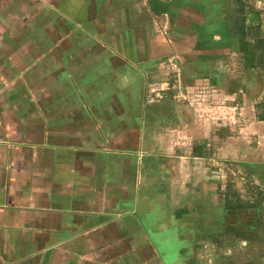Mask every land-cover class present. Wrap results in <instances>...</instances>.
<instances>
[{
    "label": "crops",
    "instance_id": "1",
    "mask_svg": "<svg viewBox=\"0 0 264 264\" xmlns=\"http://www.w3.org/2000/svg\"><path fill=\"white\" fill-rule=\"evenodd\" d=\"M239 5L264 34V0H0V264H209L227 165L264 183ZM203 86L239 106L195 112ZM231 129L234 157L212 156Z\"/></svg>",
    "mask_w": 264,
    "mask_h": 264
},
{
    "label": "rangeland",
    "instance_id": "2",
    "mask_svg": "<svg viewBox=\"0 0 264 264\" xmlns=\"http://www.w3.org/2000/svg\"><path fill=\"white\" fill-rule=\"evenodd\" d=\"M203 88L205 95H209V99L201 102L195 100L191 107L194 111L201 107L199 106L201 103L211 108L218 105L221 107L227 106L229 103H235L239 106V97H236L237 99L233 101L225 96L227 94H224L223 90L206 86H203ZM194 119L197 122L195 126L197 132L203 131V137L205 138V133H208V130L205 132V123L201 122V117H195ZM237 133V130L231 129L230 136L226 135L229 137H225L226 141L224 146L222 145L223 147L217 143V137L213 132L212 134L209 133L206 141L211 144L209 147L210 154L212 156L215 154L216 157H234V146L238 143L234 144V138L237 141ZM203 137L199 135L196 141L200 144ZM249 146L252 149L258 147L255 142L249 144ZM227 173H229L227 188L221 194L220 204L221 209L225 211L224 215L228 227L225 232V242L221 246H210L209 264H264V183L255 182L253 177L250 179L251 175L249 173L251 171L241 168L238 163L228 164ZM234 179L239 183L234 182ZM233 232L238 234H233Z\"/></svg>",
    "mask_w": 264,
    "mask_h": 264
},
{
    "label": "trees",
    "instance_id": "3",
    "mask_svg": "<svg viewBox=\"0 0 264 264\" xmlns=\"http://www.w3.org/2000/svg\"><path fill=\"white\" fill-rule=\"evenodd\" d=\"M230 29L233 39L251 38L252 41H254L255 50L259 52V67L264 73V34L260 27L249 28L245 25L242 5H239V7L233 11L230 21ZM254 117L257 122L264 123V97L261 102L255 105Z\"/></svg>",
    "mask_w": 264,
    "mask_h": 264
}]
</instances>
